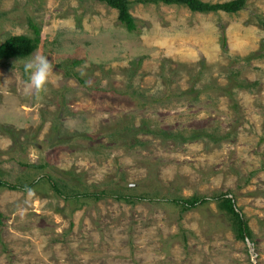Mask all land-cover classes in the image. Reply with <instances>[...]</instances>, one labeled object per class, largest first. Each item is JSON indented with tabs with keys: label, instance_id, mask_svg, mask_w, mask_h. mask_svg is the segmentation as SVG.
<instances>
[{
	"label": "rangeland",
	"instance_id": "374dc122",
	"mask_svg": "<svg viewBox=\"0 0 264 264\" xmlns=\"http://www.w3.org/2000/svg\"><path fill=\"white\" fill-rule=\"evenodd\" d=\"M130 13L135 33L98 0H0V45L32 37L31 24L42 32L32 56L0 63L2 178L146 198L66 201L45 181L0 190V264H264V0L237 14ZM37 53L52 83L26 94L24 62ZM142 125L171 138L120 136ZM222 193L250 246L216 203L186 213L173 203Z\"/></svg>",
	"mask_w": 264,
	"mask_h": 264
},
{
	"label": "trees",
	"instance_id": "16d2710c",
	"mask_svg": "<svg viewBox=\"0 0 264 264\" xmlns=\"http://www.w3.org/2000/svg\"><path fill=\"white\" fill-rule=\"evenodd\" d=\"M101 3H104L106 6L116 10L118 12V21L122 27H124L129 33H135L138 31L137 21L131 15L130 11L134 4H143V5H160L164 4L167 6H182L194 13L200 14H211L223 12L226 14H237L240 11L244 10L247 4V0H231L225 3L210 4L202 0H98ZM33 31V36L19 35L11 36L7 38L4 43L0 45V63L7 62L12 59H26L32 56L39 48L41 43V30L35 25L31 24ZM227 41L223 39L222 49L226 50ZM80 61H74L73 66H79ZM67 72V68H65ZM74 77H78L77 74ZM81 81V80H80ZM83 82V81H82ZM235 87V86H234ZM231 88L230 92L234 89ZM139 134L152 135L160 139H169L171 138L165 131H156L150 129L146 125H142L137 129L127 130L126 133H121L120 136H123L127 141L129 138H134L135 142H138L136 139ZM177 141V138H174ZM45 181L49 187L54 191V193L68 200H79V199H92L95 201H100L106 199L107 197L113 198L118 202L127 203L130 205H135L146 198H138L130 195H123L120 193L111 196L106 192L101 193H80L74 192L72 189L68 188V185L63 186L59 181L55 180L50 175H45L44 178L34 181L31 184H16L6 181L2 178V170L0 169V190L8 191H20V192H29L37 184ZM67 189V190H65ZM216 203L217 209L220 214L224 216L226 221L229 223L231 231L234 233L237 240L246 242V238L252 240V230L250 229L248 222L244 218V214L241 209L236 204V199L230 195V193H222L219 196L209 197H191L188 199L178 198L173 200V203L181 208L183 213L196 210L198 208L209 205L210 203Z\"/></svg>",
	"mask_w": 264,
	"mask_h": 264
},
{
	"label": "clouds",
	"instance_id": "9594fccd",
	"mask_svg": "<svg viewBox=\"0 0 264 264\" xmlns=\"http://www.w3.org/2000/svg\"><path fill=\"white\" fill-rule=\"evenodd\" d=\"M24 71L28 75V81L25 85V93L33 92L39 95L46 92L49 83H52L50 77L53 75V64L49 58L42 54H35L34 57L24 62Z\"/></svg>",
	"mask_w": 264,
	"mask_h": 264
},
{
	"label": "water",
	"instance_id": "95a60500",
	"mask_svg": "<svg viewBox=\"0 0 264 264\" xmlns=\"http://www.w3.org/2000/svg\"><path fill=\"white\" fill-rule=\"evenodd\" d=\"M246 243L248 246H250V240L248 238H246Z\"/></svg>",
	"mask_w": 264,
	"mask_h": 264
}]
</instances>
